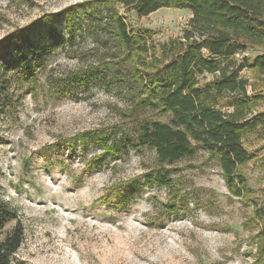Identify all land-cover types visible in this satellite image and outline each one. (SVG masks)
I'll list each match as a JSON object with an SVG mask.
<instances>
[{
	"label": "rangeland",
	"instance_id": "obj_1",
	"mask_svg": "<svg viewBox=\"0 0 264 264\" xmlns=\"http://www.w3.org/2000/svg\"><path fill=\"white\" fill-rule=\"evenodd\" d=\"M89 1L0 0V40L44 14L72 12ZM116 9L130 29L151 30L156 44L180 36L191 17L179 8L143 16L120 4ZM54 29L59 38L34 25L24 35L32 48L24 40L17 43L29 59L33 82L13 64V46L0 57V196L16 209L25 234L15 258L22 264H264L253 241L258 226L250 218L252 205L230 195L206 150L171 165L172 176L181 182L177 190L146 181L157 155L137 140L134 127L142 120L168 121V115L134 108L123 86L105 89L92 81L83 89L69 80L77 97H53L49 76L65 78L107 56L86 34L68 39L61 20ZM89 49L96 52L83 58L69 53ZM241 75L249 79L248 91L264 96V82L247 70ZM208 79L204 74L200 82ZM256 110L264 111V102ZM91 130L109 131L107 141L117 146L127 144L126 130L133 142L120 155L104 154L88 168L79 158L77 140L74 155L61 141ZM84 144L86 159L101 155L89 136ZM244 146L251 157L240 171L252 199L264 205V129L248 134ZM119 184L121 190L109 191ZM118 198L124 201L121 207L114 204Z\"/></svg>",
	"mask_w": 264,
	"mask_h": 264
},
{
	"label": "trees",
	"instance_id": "obj_2",
	"mask_svg": "<svg viewBox=\"0 0 264 264\" xmlns=\"http://www.w3.org/2000/svg\"><path fill=\"white\" fill-rule=\"evenodd\" d=\"M117 4L130 7L140 16L160 8H179L188 10L191 17L180 36L156 44L151 30L129 28ZM73 8L72 12L44 14L31 26L2 38L0 57L13 46V64L33 82L29 59L17 43H27L24 35L34 25H42L50 37L59 38L54 25L60 20L68 39L86 34L104 47L107 56L95 63L68 72L65 78L49 76L53 97H77L69 80L83 89L92 81L105 89L123 86V96L134 108L168 115V121L142 120L134 127L137 140L157 155V165L144 174L146 181L177 190L181 182L172 176L176 170L171 165L195 156L199 149L206 150L219 166L230 195L252 205L250 218L258 226L253 241L259 254L264 255V205L252 199L240 171L251 157L244 146L245 137L264 129V111L256 110L264 96L254 89L248 91L249 79L241 75L247 70L264 82V0H92ZM28 48L32 46L28 44ZM254 49L261 53L246 55ZM95 52L89 49L69 53L83 58ZM204 74H209L210 79L201 83ZM123 134L128 141L123 146L108 142L111 133L106 130L82 132L63 139L61 145L74 155L77 140L79 158L89 168L104 154L118 156L126 151L133 139L128 131ZM86 136L102 149L101 155L86 159ZM49 149H42L41 155L45 156ZM121 186L110 187L109 191H119ZM123 203L119 198L114 201L116 207ZM10 222L13 224L6 229ZM24 236L16 209L0 196V264H22L15 254Z\"/></svg>",
	"mask_w": 264,
	"mask_h": 264
}]
</instances>
